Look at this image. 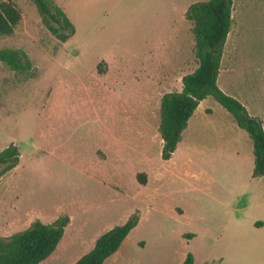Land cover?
<instances>
[{
	"label": "rangeland",
	"instance_id": "374dc122",
	"mask_svg": "<svg viewBox=\"0 0 264 264\" xmlns=\"http://www.w3.org/2000/svg\"><path fill=\"white\" fill-rule=\"evenodd\" d=\"M11 1L21 19L0 48L31 69L0 63V150L20 151L0 177V236L67 215L39 264H72L138 211L123 262L264 264V175L251 177L252 142L232 115L206 96L161 158V97L198 66L185 11L206 0H50L74 25L65 42L31 0ZM231 18L216 83L264 130V0H232Z\"/></svg>",
	"mask_w": 264,
	"mask_h": 264
},
{
	"label": "trees",
	"instance_id": "16d2710c",
	"mask_svg": "<svg viewBox=\"0 0 264 264\" xmlns=\"http://www.w3.org/2000/svg\"><path fill=\"white\" fill-rule=\"evenodd\" d=\"M37 8L41 21L59 41L65 42L75 28L63 9L50 0H31ZM232 0H206L190 4L185 18L191 22L195 40V55L198 66L182 76V89L164 93L160 100L159 134L162 139L161 158L171 157L181 139V133L198 104L211 95L233 117L237 126L243 129L252 141V178L264 175V130L261 121L248 114L245 107L234 97L224 93L216 83L223 46L232 24ZM21 19V12L11 0H0V36L13 33ZM0 63L15 71H28L31 63L21 49L0 48ZM99 62L97 72L104 73ZM20 156L16 144L10 143L0 150V177L12 170ZM139 183L146 181L145 173L136 176ZM138 211L127 220L107 230L95 240L93 247L73 264H103L121 245L127 234L137 225ZM69 222L67 215L58 216L51 223L38 219L9 236H0V264H39L46 259L61 240L64 228ZM257 222V227L261 226ZM193 233L184 234L192 238ZM181 264H194V256L186 253ZM205 264H212L205 263Z\"/></svg>",
	"mask_w": 264,
	"mask_h": 264
},
{
	"label": "crops",
	"instance_id": "0c3cea01",
	"mask_svg": "<svg viewBox=\"0 0 264 264\" xmlns=\"http://www.w3.org/2000/svg\"><path fill=\"white\" fill-rule=\"evenodd\" d=\"M251 140V139H250ZM252 142V141H251ZM254 158V157H253ZM129 235H130V232L127 234V236L125 237V239L122 241L121 245L119 246V248L113 253L111 254L109 257H107L103 264H131L132 260H130L129 258L123 262V260L125 259V254H126V251H127V247L129 246L130 247V243L128 242L129 240ZM96 240V239H95ZM95 243V241H94ZM94 245V244H93ZM88 252V251H87ZM85 254V253H84ZM83 255V254H82ZM81 255V256H82ZM79 257V256H78ZM77 257V258H78ZM77 258L73 261V263L77 260ZM185 258V256H184ZM183 257H181L179 263L177 264H181L182 261L184 260ZM135 264H141L140 261H134ZM72 263V264H73ZM195 264V263H194Z\"/></svg>",
	"mask_w": 264,
	"mask_h": 264
}]
</instances>
